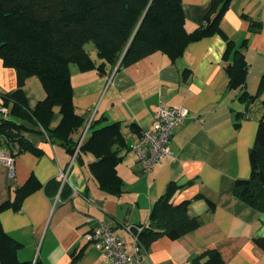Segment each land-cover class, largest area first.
I'll list each match as a JSON object with an SVG mask.
<instances>
[{
	"label": "crops",
	"instance_id": "0c3cea01",
	"mask_svg": "<svg viewBox=\"0 0 264 264\" xmlns=\"http://www.w3.org/2000/svg\"><path fill=\"white\" fill-rule=\"evenodd\" d=\"M210 3L181 0L187 31L202 24ZM254 22L261 23L258 31L252 30ZM219 26L237 45L246 39L242 48L248 67L245 90L256 95L264 73V1L231 0ZM225 47V39L216 33L188 43L175 61L155 51L119 69L107 67L103 73L81 71L71 64L73 103L84 119L71 138L81 144L93 130L92 121L95 128L120 123L127 145L120 149L122 158L116 165L123 182L120 194L99 188L90 168L97 159L93 153L86 152L79 160L61 143L50 140L37 123L15 119L26 126L22 136L39 150H20L16 140L0 141V153L13 157L11 171L0 161V205L13 201L15 190L29 178L39 184L18 207L0 211L3 230L21 243L19 260L109 264L101 250L85 239L90 227L86 218L106 220L116 236L130 242L132 236L125 225L147 224L154 202L174 181L182 186L171 201L188 200V215L200 216L203 222L178 239L161 236L153 240L146 247V264H191L192 257L207 248L218 250L225 264H264V251L253 241L264 236V211H257L232 193L235 180L248 177L251 171L249 150L258 122L264 118V90L246 103L239 99L240 88H229L222 59ZM86 48L96 59L92 46ZM16 87L15 69L4 66L0 58V93ZM23 92L30 109L45 97L36 76L26 79ZM159 104L185 107L190 116L171 136L172 154L147 174L128 145L136 130L150 124ZM195 116L203 120L196 121ZM60 120L55 107L49 127L57 126ZM60 172L67 175L64 183L58 178Z\"/></svg>",
	"mask_w": 264,
	"mask_h": 264
},
{
	"label": "trees",
	"instance_id": "16d2710c",
	"mask_svg": "<svg viewBox=\"0 0 264 264\" xmlns=\"http://www.w3.org/2000/svg\"><path fill=\"white\" fill-rule=\"evenodd\" d=\"M230 1L211 0L202 24L187 31L181 0H0V58L3 65L15 69L17 75V87L3 95L10 106V117L0 123V141L16 140L20 150L38 153L39 150L21 134L26 126L15 120L28 119L40 125L50 140L58 141L73 155L77 142L71 138V133L83 125L84 119L76 113L73 103L71 64L81 71L96 69L103 73L107 67L119 69L155 51H161L175 61L188 43L216 33L226 41L222 59L229 88L242 90L241 101H254L264 90V73L258 93H247L248 67L242 51L247 45L246 39L237 45L219 26ZM260 28L261 23L254 22L252 30ZM88 43L92 44L99 62L86 48ZM30 76H36L45 90V97L34 109L27 106L23 92V85ZM55 107L61 120L51 128L49 121ZM90 126L93 130L78 146L75 157L81 160L84 153H93L97 159L90 163V168L99 188L110 194H120L123 182L116 165L122 158L120 149L127 147L120 123L95 128L92 121ZM249 161V176L237 178L232 193L263 212L264 118L258 122ZM181 186L169 182L154 202L148 223L141 224L143 229L137 235L145 248L158 237L178 239L202 224L200 216L188 215V200L177 204L171 201L173 193ZM37 187V181L29 178L15 190L13 201L0 205V211L8 206L18 207ZM209 203L213 209L214 204ZM253 241L264 251V236L254 237ZM20 245L3 230L0 222V264H43L40 259L34 263L19 260L17 250ZM191 264H225V261L218 250L207 248L193 256Z\"/></svg>",
	"mask_w": 264,
	"mask_h": 264
},
{
	"label": "built area",
	"instance_id": "2783aa9c",
	"mask_svg": "<svg viewBox=\"0 0 264 264\" xmlns=\"http://www.w3.org/2000/svg\"><path fill=\"white\" fill-rule=\"evenodd\" d=\"M3 95V93H0V123L10 117V107L5 103ZM189 116V110L185 107L158 105L152 115L150 124L140 129L136 133L135 139L128 145L129 150L136 155L137 162L143 172L150 173L157 163L172 154L170 148L171 136L175 129L182 125ZM193 118L196 121L203 120L201 116ZM79 145L78 143L76 150ZM76 150L73 157H75ZM0 161L7 164L10 171L12 170V156L1 152ZM58 178L64 183L67 175L64 172H60ZM86 221L90 223V227L84 233V237L88 242L101 250L106 263L146 264L145 256L147 250L140 243L137 235L143 229V225H125V229L132 236V240L127 242L114 234L112 227L106 220H95L88 216Z\"/></svg>",
	"mask_w": 264,
	"mask_h": 264
},
{
	"label": "rangeland",
	"instance_id": "374dc122",
	"mask_svg": "<svg viewBox=\"0 0 264 264\" xmlns=\"http://www.w3.org/2000/svg\"><path fill=\"white\" fill-rule=\"evenodd\" d=\"M86 46L90 47V46H92V44L91 43H88Z\"/></svg>",
	"mask_w": 264,
	"mask_h": 264
}]
</instances>
